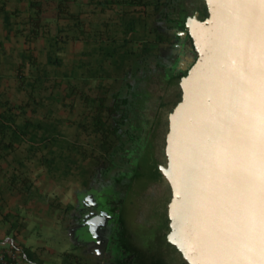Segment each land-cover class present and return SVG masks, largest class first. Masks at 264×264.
I'll list each match as a JSON object with an SVG mask.
<instances>
[{"label":"crops","instance_id":"crops-1","mask_svg":"<svg viewBox=\"0 0 264 264\" xmlns=\"http://www.w3.org/2000/svg\"><path fill=\"white\" fill-rule=\"evenodd\" d=\"M152 13L133 0H0V245L25 264H106L88 212L104 182L89 100L118 91L105 44L137 16L127 37L151 39Z\"/></svg>","mask_w":264,"mask_h":264},{"label":"water","instance_id":"water-1","mask_svg":"<svg viewBox=\"0 0 264 264\" xmlns=\"http://www.w3.org/2000/svg\"><path fill=\"white\" fill-rule=\"evenodd\" d=\"M204 2L167 134L169 242L189 264H264V0Z\"/></svg>","mask_w":264,"mask_h":264},{"label":"trees","instance_id":"trees-1","mask_svg":"<svg viewBox=\"0 0 264 264\" xmlns=\"http://www.w3.org/2000/svg\"><path fill=\"white\" fill-rule=\"evenodd\" d=\"M186 1L133 0L136 6H143L146 10L153 6L154 12L149 18L153 19L157 15H160V18L164 16L171 22L178 20L181 27L188 29L187 23L196 14L188 11ZM144 24V18L133 17L126 24L125 37L121 41L115 40L111 46L106 43L104 47L106 56L114 59L115 71L113 75L115 76L123 77L127 72L131 73L129 66L137 63L135 71L132 72L134 80L132 79L126 84L127 91L118 90L112 93L111 103L108 102L109 97L89 100L95 107V111L88 129L92 135L97 137L99 145V153L93 151L91 157H95L100 164H103V173L106 175V181L103 183L120 189L123 195L132 192L136 181H141L143 178H149V184L163 179V170L158 167L155 151L161 115L159 106L155 108L152 101L153 92L149 88L151 80L158 75L169 84L177 85L180 78L186 75V72L181 69L170 68L168 70L164 64L158 62L165 54V47L158 44L167 40L164 37V34L167 33L162 31L161 25L154 26L152 29L156 35V37L153 35L152 39L141 41L138 37H127L131 33L138 34L137 29ZM170 26L172 25L170 24ZM168 50L170 49L168 48ZM149 54H154L157 60L148 63L147 56ZM107 74H109L108 71H106ZM181 99L182 92L179 101ZM162 105L165 106V103L162 102ZM155 112H157V116L154 115ZM145 154H148L149 157L147 165L142 164ZM115 158L119 160V169L112 176L108 164ZM147 168L150 173L147 172ZM115 204L116 208L121 211L123 202L115 201ZM120 223L123 227L125 226L122 219ZM126 234L124 232L123 236L125 237ZM122 248L127 249L124 244ZM142 261L145 264H169L162 259L158 260L156 256ZM184 264L189 263L185 262Z\"/></svg>","mask_w":264,"mask_h":264},{"label":"rangeland","instance_id":"rangeland-1","mask_svg":"<svg viewBox=\"0 0 264 264\" xmlns=\"http://www.w3.org/2000/svg\"><path fill=\"white\" fill-rule=\"evenodd\" d=\"M189 3L201 4L205 2L204 0H189ZM152 20L155 19L153 18ZM147 60L148 63L153 62L157 60V57L154 54H149ZM158 62H163V60ZM129 67L133 72L137 67V63H133ZM132 72H127L123 77H118V82L115 84L117 90L127 91V82L134 80ZM149 88L153 92V104L155 108L159 106L161 115L155 151L159 163L158 167L164 170V165L168 163L167 134L170 130V118L176 103L180 99L182 90L179 84H169L158 75L151 80ZM132 92L134 93V91ZM162 102L165 103V106L162 105ZM156 114L157 112L154 115L157 116ZM143 157L142 164L147 165L149 162L148 154ZM113 160L108 164L110 175L112 176L119 169V160H116V158ZM147 172L150 173L149 168H147ZM101 176L103 177L102 181H106L104 178L106 175L101 174ZM149 182V178L136 181L133 191L124 195L120 189L111 184L110 188L108 185H104L102 194H99L101 202H106L108 197L113 201L123 202L119 217L125 223L124 232L127 234L122 237L121 246L124 244L127 249L123 252L121 260L125 264H134L135 262L137 264H145L142 260L156 256L158 260L162 259L169 264L188 263V259L190 260L189 256L186 255L184 259L180 253L181 250H185L184 247L172 245L168 241L170 227L169 202L172 196V181L170 178H163L157 182L150 184ZM95 187V183H92L91 196H93ZM92 201H94V197H92Z\"/></svg>","mask_w":264,"mask_h":264},{"label":"flooded vegetation","instance_id":"flooded-vegetation-1","mask_svg":"<svg viewBox=\"0 0 264 264\" xmlns=\"http://www.w3.org/2000/svg\"><path fill=\"white\" fill-rule=\"evenodd\" d=\"M160 1L167 2L169 0H153V2ZM186 5L190 13L197 14L200 20L203 22L206 21V18L209 16V10L205 3L190 4L189 0H187ZM151 9L152 12H154L153 6H151ZM159 18L160 15L155 16V20L149 18L148 25L151 29H154V26L161 25L163 27L162 31L167 33L164 34L167 40L160 42V44L157 43L165 47V54L161 57V60H163L161 63L164 64L168 70L170 68H178L184 71L185 68L192 66L198 59V51L195 48L193 39L190 35L182 36V33L186 31V29L181 27L178 20L171 22L164 16L163 18ZM152 22L154 23L152 24ZM170 24L172 26L169 27ZM151 35V39L156 37L153 32ZM168 48L170 50H168ZM167 54H169V57ZM100 181L94 192L95 205L88 208V212L91 217L96 214H98V216L102 215V228L99 237L104 244L106 264H125V262L121 260V256L125 251L121 246L122 237H124V227L121 225V218L119 217L121 211L116 208L115 201L111 200L109 197L106 202H101L99 194H102L103 187H105L104 185L106 184ZM108 187L110 188V185Z\"/></svg>","mask_w":264,"mask_h":264},{"label":"built area","instance_id":"built-area-1","mask_svg":"<svg viewBox=\"0 0 264 264\" xmlns=\"http://www.w3.org/2000/svg\"><path fill=\"white\" fill-rule=\"evenodd\" d=\"M0 264H25L19 251L0 245Z\"/></svg>","mask_w":264,"mask_h":264}]
</instances>
